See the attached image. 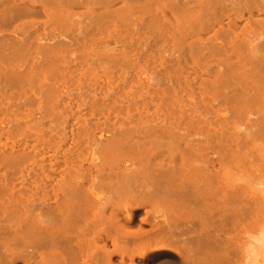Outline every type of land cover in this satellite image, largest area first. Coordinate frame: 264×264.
I'll return each instance as SVG.
<instances>
[{"label": "bare ground", "instance_id": "6f19581e", "mask_svg": "<svg viewBox=\"0 0 264 264\" xmlns=\"http://www.w3.org/2000/svg\"><path fill=\"white\" fill-rule=\"evenodd\" d=\"M190 2L0 0V264H264V0Z\"/></svg>", "mask_w": 264, "mask_h": 264}, {"label": "rangeland", "instance_id": "374dc122", "mask_svg": "<svg viewBox=\"0 0 264 264\" xmlns=\"http://www.w3.org/2000/svg\"><path fill=\"white\" fill-rule=\"evenodd\" d=\"M251 0H191L188 4V8L190 13L193 15L194 20L197 19L199 21H211L216 22V20L224 21L228 17H236L239 15H249L248 8L251 5ZM262 6L259 10V15L264 18V2H261ZM201 9L204 10L207 16H202ZM256 12V10H254ZM218 39V36L215 38ZM223 38L218 39V42H221ZM264 47V43H263ZM145 92V90H143ZM150 106V97L147 99L141 100L139 108L148 109ZM131 196L128 192H125L124 195L120 196V200H124L125 198ZM240 228L247 231L248 233L252 232L254 228V223L250 220L246 223L240 225ZM146 264H154L150 261H147Z\"/></svg>", "mask_w": 264, "mask_h": 264}]
</instances>
